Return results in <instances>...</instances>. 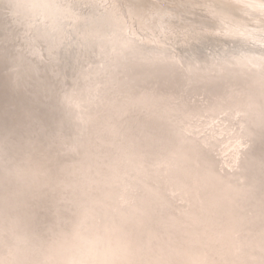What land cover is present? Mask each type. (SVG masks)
<instances>
[{
    "label": "bare ground",
    "instance_id": "6f19581e",
    "mask_svg": "<svg viewBox=\"0 0 264 264\" xmlns=\"http://www.w3.org/2000/svg\"><path fill=\"white\" fill-rule=\"evenodd\" d=\"M178 1L0 0V264H264V0Z\"/></svg>",
    "mask_w": 264,
    "mask_h": 264
},
{
    "label": "rangeland",
    "instance_id": "374dc122",
    "mask_svg": "<svg viewBox=\"0 0 264 264\" xmlns=\"http://www.w3.org/2000/svg\"><path fill=\"white\" fill-rule=\"evenodd\" d=\"M181 2H185L184 0H179L177 3H180L181 4ZM74 6V12L76 13H78V12H80V13H82L83 11H85V12H87L88 11V4H87V2L86 3H84V4H81V3H77L76 4V6H75V4L73 5ZM103 6H105V5H103ZM171 8H173V7H171ZM103 11V8H101V9H99L98 10V14H100L101 12ZM156 11V10H155ZM155 11H153L152 13H150L151 15V17H149V18H153V22L156 24V25H158V23H162L160 20H158L157 19V15H155ZM161 15H162V17L164 16V12L163 13H161ZM165 19H167V17H164ZM172 21H174V20H172ZM153 29V28H152ZM107 34L106 35H102V36H107L110 32H106ZM104 34H105V32H104ZM131 38L132 39H134V41L135 40H137V41H139L138 40V38H137V36H135V35H133V34H131ZM177 47H179V46H177ZM238 81H240L239 83L241 84L242 82V80L240 79V80H238ZM226 82H229V81H226ZM234 83V82H233ZM222 84H226L227 86L228 85H232L231 83H222ZM185 92H180L179 93V95L180 96H182V97H186L187 99H189V97L186 95V92L188 91V88L187 87H185L184 89H183ZM205 92V93H204ZM185 93V94H184ZM205 96H207L206 95V90L205 89H203V92H202V95H201V97L199 98V100H200V102L198 103V104H205V106L204 107H206V105L208 104V101H210V99L209 98H207V100L204 98ZM75 131H76V133H79V130L78 129H75ZM74 143H76V142H74ZM218 158H219V160H220V162L221 163H223L225 160H228L229 158L228 157H224V155L222 154L221 155V152L219 153V156H218ZM224 164V163H223ZM224 169L226 170V171H228L229 170V168L227 167V166H225L224 165Z\"/></svg>",
    "mask_w": 264,
    "mask_h": 264
},
{
    "label": "water",
    "instance_id": "95a60500",
    "mask_svg": "<svg viewBox=\"0 0 264 264\" xmlns=\"http://www.w3.org/2000/svg\"><path fill=\"white\" fill-rule=\"evenodd\" d=\"M203 41V40H202ZM201 41V42H202ZM208 41H210V40H208ZM195 43V42H194ZM229 45H236V44H238V45H236V46H243L244 47V45L246 46L247 44H245V43H243V42H236V41H234V40H232V42H229L228 43ZM199 45H202V44H199ZM203 46H204V44H203ZM203 50H204V48H203Z\"/></svg>",
    "mask_w": 264,
    "mask_h": 264
}]
</instances>
